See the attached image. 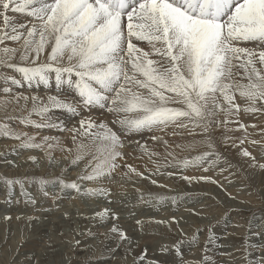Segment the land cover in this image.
I'll use <instances>...</instances> for the list:
<instances>
[{
  "label": "snow or ice",
  "instance_id": "obj_1",
  "mask_svg": "<svg viewBox=\"0 0 264 264\" xmlns=\"http://www.w3.org/2000/svg\"><path fill=\"white\" fill-rule=\"evenodd\" d=\"M17 13L31 20L17 24ZM247 43L256 47L242 46ZM42 54L46 59L40 62ZM53 78L57 88L71 89L79 101L57 95L46 102L36 96H12L9 86L4 91L12 100L5 114L14 101L28 113L20 122L36 128L55 126L44 122L53 109L79 115L81 108L99 107L114 117L99 122L81 118L79 127L70 129L75 144L68 150L74 153L71 163L87 157L91 171L76 181L59 178L54 186L80 192L79 181L97 182L110 175L124 157L123 136L128 134L192 127L212 148L213 129L226 127L241 111L237 94L247 102L243 111H264V0H0V83L23 87L26 82L31 87L35 81L49 86ZM33 114L42 118L39 123L31 119ZM240 127L246 131V125ZM0 133L21 140L26 148H47L50 157L58 145L50 137L36 143L35 137L6 124L0 125ZM152 139L168 145L161 136ZM143 150L149 157L157 155L146 146ZM213 155L218 153L204 151L180 163L203 165ZM244 155L251 153L245 150ZM126 167L143 178L131 165ZM5 183L18 184L23 191V179L6 178ZM40 184L48 181L42 178ZM256 264H264V257Z\"/></svg>",
  "mask_w": 264,
  "mask_h": 264
},
{
  "label": "rangeland",
  "instance_id": "obj_2",
  "mask_svg": "<svg viewBox=\"0 0 264 264\" xmlns=\"http://www.w3.org/2000/svg\"><path fill=\"white\" fill-rule=\"evenodd\" d=\"M250 45L256 47L253 43ZM71 98L76 102L78 97L72 92ZM239 99L237 94L236 102L242 105L241 111L229 123L246 125V131L239 133L235 128H215L211 133L214 147L209 148L206 136L199 129L190 127L185 129L186 136L180 144L174 146L177 149H167V160L151 165L152 169L143 171V178L129 177L126 171H120L113 181L103 178L93 185L94 188L90 181H79L80 192L61 189L58 184L54 186L53 182L59 178L69 182L71 178L64 176L73 170L68 168L62 176L59 162L55 160L57 156H51L45 164L40 148H26L21 140L0 133L3 151L18 153L10 159L17 164L32 158L29 153L33 151L39 154L33 156L35 160L29 159L35 162L31 165L29 161L26 165L30 169L25 167V171L20 169L12 175L0 170V264H137V258L132 254L135 243L147 244V264H155L161 258L164 264H256L264 257V111L245 112L246 101ZM82 111L92 114L91 109L82 108ZM2 116L3 113L0 121ZM4 124L9 126L5 121L0 122V125ZM254 125L257 129L250 130ZM237 130L243 129L238 126ZM225 136L230 139L226 141ZM242 149L251 156L242 155ZM179 150L187 153L175 156ZM204 151L218 155L209 157V162L203 165L184 167L180 163ZM212 160L216 163L211 164ZM37 167L56 168L57 172L51 175L44 170L38 174ZM6 178L23 179V191L18 184L8 186ZM42 178L48 184L42 186ZM152 180L157 183L153 184ZM89 188L99 191L89 193L86 191ZM39 207L51 210L52 222L56 221L49 223L46 232H39L38 225L31 220L39 215L36 214ZM105 210L119 211L122 217L126 216L119 228L131 243V254L111 252L117 241H109L104 227H96V215L103 211L105 215ZM82 242L87 243L84 249H88L79 254L76 249ZM167 257L170 260L167 261Z\"/></svg>",
  "mask_w": 264,
  "mask_h": 264
},
{
  "label": "bare ground",
  "instance_id": "obj_3",
  "mask_svg": "<svg viewBox=\"0 0 264 264\" xmlns=\"http://www.w3.org/2000/svg\"><path fill=\"white\" fill-rule=\"evenodd\" d=\"M14 15H15V20H16L17 24H20V23L27 24L31 20L30 17H28L24 14L17 13ZM250 44L251 43H247V44H243V45L247 46V47L249 46L250 48L254 47V45L251 46ZM7 46L18 47L17 44H14L12 42H7ZM45 59H46V54H42L40 57V62H43ZM4 71L8 72L9 70L4 69ZM11 74L16 75L15 73H11ZM9 86L12 88V96H19V95L28 96V97L36 96L45 102L47 101V97L50 95H57V96H60L61 98L66 99L68 102H74L71 98L73 91L71 89H68L67 87H64L62 89L57 88L55 86L54 78H53V80L49 86H46L43 84H37L35 81L32 83L31 87H29L26 82L24 83L23 87L11 85L10 82L0 83V100L2 99V101H1L2 103L0 104V110H1L0 115L3 113V116H2V119L0 122H2V121L7 122L9 124V128H11L14 132H24V133H27L29 136L35 137L36 143H42L44 137L55 138V140L50 141V142L56 143V141H58V145L53 147L50 150L51 156L55 155L58 157V158L56 157L55 160H57L59 162L57 164H59V166L61 167L60 170H62V172H60V173L62 174V176H63V174L64 175L67 174V176H64V177L65 178H71V180H68L69 182L77 180L78 177L83 175L84 170L90 172L91 169L86 168V164L88 163L87 157L84 160H81L78 164L74 165L73 163H71L72 159L74 158V153H70L68 150L74 149L75 144L73 143V139H72L74 133L71 132L70 129L75 128V127H79V121L81 118L91 117L93 120L99 122V121H111L112 119H114V117L106 109H100L99 107H92L91 108L92 114H90V115L85 114L82 111V108L80 110L79 115L67 112L66 110H62V109H53L48 114L49 119L45 120L44 122L45 123L51 122L52 124L55 125L54 127L36 128L34 126H26L20 122L19 117L21 115H27L28 114L27 110L22 111L21 108L18 107L14 101L12 104L7 105V115L5 114V106H6L8 101L12 100V96H10L8 93H6L4 91L5 87H9ZM239 100H241V102H242V100L245 101L244 99H241V98ZM78 101H79V97L76 99V102H78ZM23 103L24 102L21 100L20 104L23 105ZM246 103H245V105H246ZM28 108L29 109L31 108V100L28 101ZM8 116L13 117V119H8ZM3 119H5V120H3ZM31 119L36 121L37 123H39L42 118L33 114ZM238 126L240 128V125H238ZM238 126L233 121H231L230 123L227 124L226 127H224V126H222V127H224V128L228 127L229 129L235 128L236 129L235 132L237 131L239 133H242L243 131H245V129H243V128H242L243 130L238 131L237 130ZM254 126H251L250 130L257 129V126L256 125H254ZM260 126H262V124ZM173 132H175L176 134L173 135ZM153 135L161 136L164 140L168 141V145L165 146L162 142L153 140L152 139ZM184 136H186L185 129H180V128L173 129L171 127L165 131H156L155 133L143 132V133H133V134L124 135L123 136L124 148L122 149V151L124 153V157H123V159H121L119 161V167H117L110 175L105 177V179L107 180V178H108L110 181H113L114 176H116L117 173L120 171H122V172L126 171L129 175V177L133 176L135 178V176H138V175H136V173L130 172L129 168L126 167V165H131L132 168H135L137 170V172H139V173H143V171H146V170L148 171V170L152 169L153 167H150L151 165L161 164L163 160L164 161L167 160V159H165L166 158L165 152L167 151V149H170V148L174 147L175 145L177 146L178 143L181 142L183 138H185ZM77 142H79V140ZM85 143H88V141L85 140ZM143 146H146L150 152L157 153V155L149 157V155L143 150ZM5 147H6V144H5ZM3 148H2V145H0V170L5 171L7 174L12 175V173L14 171H16L15 173L17 174L18 170H20V169L24 170L25 167H27V168L30 167V166H26V165L29 163V161H31L29 159H32V158H29L28 161L25 160L24 162L17 164V162H14L10 159L18 156V153L17 152H5V151H3ZM175 149H177V148H175ZM40 151H42L40 154V155H42V161L45 164H48V162L50 161V158H51L48 155L49 149L40 148ZM181 151L182 150H179V152H177L175 156L181 155V154H183V152H185V150L183 152H181ZM244 151H245V149H242L240 151V153L243 155ZM186 153L187 152H185V154ZM29 154H31L30 156H32V157L35 155H39V154H35V151H33L32 153H29ZM23 155H25V154H23ZM239 156H241V155L239 154ZM157 161H159V162H157ZM154 162H156V163H154ZM30 163H31V165H34L35 162L32 160ZM68 168H71L73 170H71V172H69L70 174H68V172L65 174L64 172H66L68 170ZM44 170L47 171L46 174L49 173L51 175L52 174L56 175V172H57L56 168L55 169L49 168L48 170H46V168L44 169V168H38L37 167V173L38 174L44 173L45 172ZM94 184H97V182H92V187ZM36 205H37V203H36ZM110 207H114V206L110 205ZM37 211L38 212H36V214H39V215H37L34 219H31V218L30 219L33 222H36L34 225H38V227L40 229L39 232H46L48 230L46 227L50 226L49 223L52 222L51 218L53 216L52 215L53 213L51 210L49 211L47 207H39V208H37ZM80 216H82V215H80ZM124 216L122 217V215L119 214V211H114V210H110V211H108V213L106 212L105 215H103V216H99V214L96 215V218H97V220L95 221V222H97L96 227H101V228L104 227V234L108 235V236L107 235H105V236L109 238V241L110 240L111 241H117V242H115V245L112 244L113 247L111 248V252H115V254L116 253L126 254L129 252V250L131 251V249H130L131 243H129L127 241L128 239L127 240L121 239V235H120L121 233L126 234L121 228H119V227H122L121 222H123ZM25 218H27V217H25ZM94 218H95V216H94ZM30 219H28V220H30ZM9 222L10 221H8V223ZM54 222H56V221H54ZM54 222H52V223H54ZM111 223H114V224H111ZM12 224H14V223H12ZM5 225H6V223H5ZM113 228H116L117 231H113L112 230ZM0 229H1V227H0ZM1 230H0V232H1ZM96 232H98V230ZM93 233L95 234V232H93ZM218 237H216V238H218ZM82 243H81V245H79L78 249H76V251L79 254H81L84 250L87 251V249H88V248L84 249V248H86L85 245L87 243H83V244ZM134 245L135 246L133 248L135 251L132 254H133V256H135L137 258L136 263L137 264H147L149 262V260L147 258V253H146V250L148 249V248H146L147 244L146 245H139L138 243L137 244L135 243ZM88 252H90V251H88ZM129 254H131V253L129 252ZM156 256H158V255H156ZM168 258L169 257L166 258L167 261L170 260ZM161 261H163L162 258L160 259V261L156 262L155 264H164ZM213 263H215V262H213ZM151 264H154V263L151 262Z\"/></svg>",
  "mask_w": 264,
  "mask_h": 264
}]
</instances>
